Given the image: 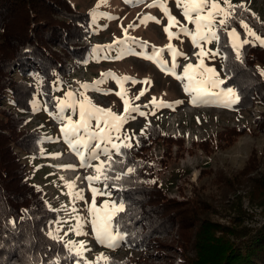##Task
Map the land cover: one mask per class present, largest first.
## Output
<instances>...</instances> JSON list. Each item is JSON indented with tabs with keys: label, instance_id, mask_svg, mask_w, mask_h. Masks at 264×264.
<instances>
[{
	"label": "rangeland",
	"instance_id": "obj_1",
	"mask_svg": "<svg viewBox=\"0 0 264 264\" xmlns=\"http://www.w3.org/2000/svg\"><path fill=\"white\" fill-rule=\"evenodd\" d=\"M69 1L76 9L88 12L93 46L83 63L70 62L68 82L54 83L56 103L52 109L36 91L31 101L32 111L26 114L24 126L40 131L42 154L40 157L23 152L19 155L25 164L27 178L41 188L47 205L56 210L58 219L53 222L52 235L72 247L80 257L73 264H95L97 261L104 264L110 257L135 260L139 264H180L179 253L174 250L176 245L165 248L162 253L152 248L128 247L113 229L111 220L110 231L117 237L114 241L101 243L93 230V219L97 218L91 211L93 205L97 214L108 212L111 216L112 206L120 207L105 188L103 179L111 160L122 158L112 145H134L135 136L143 133L149 123H157L164 132L179 135L183 140L178 155L174 154L177 146H171L169 158L164 157L161 143H155L148 151L153 178L166 195L182 199L192 196L194 187L202 189L203 193L215 198L219 211L233 215L238 213L233 209L237 203L233 185L232 188L226 185L228 176L237 186L234 192L241 194L238 198L244 210L240 214L241 222L258 226L264 220V214L258 203L248 197L256 190V185L254 182L246 185L250 174L256 171L240 174L239 179L236 175L252 155L259 169H264V134L256 132L253 123L261 106L257 103L249 109L236 110L232 108L233 103L225 102L236 100L237 96L231 86L222 84L224 78L216 38H197L194 42L192 35L196 33V26L184 17L183 5L177 6V0H162L168 14L175 18L171 25L159 5L150 7L153 0ZM217 3L227 11L223 0H217ZM229 3L243 4L264 21V0H229ZM210 4L211 0L202 15H207ZM221 19H224L223 14L214 16V32L217 27H225V23L219 22ZM181 27L187 28L188 32H181ZM165 28H168L167 32ZM232 30H228V35ZM244 31L249 41L262 45ZM229 39L232 46L235 42L237 47L234 48L238 51L242 43L238 34ZM186 65L193 66L189 74L194 80H206L211 76L220 81L216 87L203 85L209 93L206 99L194 101L195 93L184 90L189 83L184 72ZM204 68L213 69V73L204 72ZM15 76H18L17 72ZM31 79L38 80L34 76ZM228 89H232L233 95H227ZM82 101L123 117L119 130L109 131L110 143L98 135L99 128L104 125L101 122L98 126L94 118L88 122L89 129L81 128L75 137L62 131L69 118L73 123L80 119ZM243 124L247 129L230 144L216 145V132ZM205 138H212L209 149L200 145ZM77 140L81 143H76ZM98 167L102 170V178L92 179L101 173L97 171ZM152 179L147 182L151 183ZM93 188L97 190L95 196ZM224 188L228 192L222 190ZM229 215H216L215 218L228 222ZM170 238L168 235L164 240L170 241Z\"/></svg>",
	"mask_w": 264,
	"mask_h": 264
},
{
	"label": "trees",
	"instance_id": "obj_2",
	"mask_svg": "<svg viewBox=\"0 0 264 264\" xmlns=\"http://www.w3.org/2000/svg\"><path fill=\"white\" fill-rule=\"evenodd\" d=\"M232 5L225 27L215 29L222 84L236 93L233 109L260 104L253 123L255 131L264 134V45L243 43L247 37L239 20L263 38L264 21L245 7H235L241 4ZM89 24L88 12L76 9L69 0H0V264H73L80 259L72 247L52 235L56 210L27 178L19 153L41 156L40 131L25 128L26 114L32 111L36 91L48 108L55 106L54 83L68 82L70 62L83 63L93 46ZM229 29H235L242 40L238 51L230 42ZM246 129L244 124L226 127L214 134V142L227 146ZM135 139L130 147L120 144L122 158L111 160L104 175L108 179L103 178L114 202L123 204V211L111 216V225L128 247L162 253L176 245L180 264H264V220L258 226L241 222L244 210L233 179H225L229 188L234 187L233 209L238 213L233 215L219 211L215 198L202 189L194 187L192 196L182 199L168 196L153 178L148 151L161 143L164 157L169 158L175 144L178 155L182 138L149 123ZM210 141L201 140V147L209 149ZM254 159L252 155L236 176L256 171L246 184L256 185L248 197L264 214V169ZM216 215H229L228 222H220ZM168 235L171 240H164ZM104 264L139 263L110 257Z\"/></svg>",
	"mask_w": 264,
	"mask_h": 264
},
{
	"label": "snow or ice",
	"instance_id": "obj_3",
	"mask_svg": "<svg viewBox=\"0 0 264 264\" xmlns=\"http://www.w3.org/2000/svg\"><path fill=\"white\" fill-rule=\"evenodd\" d=\"M209 0H177V6L183 5V15L184 17L191 23H194L196 26V33L192 35V39L195 42L197 38L201 40L208 39L209 37L216 38V33L212 30L214 25V16L216 14H223L224 19H221L219 22L221 24L226 23V21L231 17L234 6L229 3V0H223V3L227 5V11L225 8H222L219 3H217V0H211L210 8L207 12V15H202L201 13L204 11V8L206 5H208ZM159 5L162 10L165 12L166 15H168V21L169 25L172 24V22L175 20L173 16L168 14V9L164 4L162 3V0H153V4L150 5V7H155ZM243 9V4L235 6ZM193 16L195 17L193 19ZM150 19H155V17H150ZM240 25L246 30L247 34L250 36L255 37L256 40L260 42V44L264 45V39H261L260 36H257L252 30L248 27V25L244 22L243 19L239 20ZM133 25H129V27H132ZM165 31H168V28H165ZM181 32H188L187 28L181 27ZM172 33H169V36H171ZM229 36L236 37L237 33L236 30L233 29L231 32H229ZM243 43L247 44L250 43L248 39H245ZM233 47H237L235 42L233 43ZM203 55V52L201 53ZM200 67H203L201 64ZM193 68L192 65H186L184 72L187 76V79L189 81L188 84L184 86V90L186 92H194L195 96L193 97V100L196 99H206L209 95L208 89L204 87L203 85H211L212 87H216L220 81L212 79L211 76H209L206 80H194V76L189 74V69ZM204 72L206 73H213V69L211 68H204ZM179 78V77H178ZM124 79H130L129 77H125ZM71 95V93H69ZM227 95L231 96L233 95L232 89L227 90ZM226 103H235L236 100H226ZM179 103V101H177ZM125 104H127V101H125ZM143 115V113H141ZM95 119L97 122V125L99 126L101 122H103L104 127L99 128L98 135L106 139L109 143L112 140V137L108 134L111 129L119 130V124L122 122L123 117L117 116L111 111L105 110L103 108H99L90 102L82 101L80 103V119L73 123L71 121V118H69V123L65 125V127L62 129L63 132L66 133L68 136L75 137L76 134H78L79 130L81 128L88 130L89 129V120ZM71 142V141H70ZM76 143H81L80 140H77ZM113 148H117L119 150L120 145L113 144ZM97 148L100 147L99 144L96 145ZM123 147H130V145L125 144ZM107 151V149H105ZM98 172L102 173V170L98 167ZM132 169H129V172H131ZM102 177L100 175L92 178V179H101ZM104 179H108L107 176H103ZM119 179L120 177H116ZM97 190L95 188L92 189L93 196L96 195ZM107 205V202H105ZM91 211L93 212V215L97 218L93 219V230L96 232L97 239L103 243L104 241H114L117 239V237H114L112 234V231H110V220L111 215H109L108 212H104L103 215H99L95 212V205L92 206ZM123 211V204L120 205V207L112 206L111 208V214H115L117 212Z\"/></svg>",
	"mask_w": 264,
	"mask_h": 264
}]
</instances>
